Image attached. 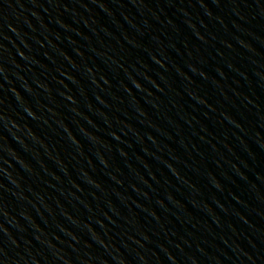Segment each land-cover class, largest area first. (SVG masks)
<instances>
[{
  "label": "water",
  "instance_id": "water-1",
  "mask_svg": "<svg viewBox=\"0 0 264 264\" xmlns=\"http://www.w3.org/2000/svg\"><path fill=\"white\" fill-rule=\"evenodd\" d=\"M0 264H264V0H0Z\"/></svg>",
  "mask_w": 264,
  "mask_h": 264
}]
</instances>
